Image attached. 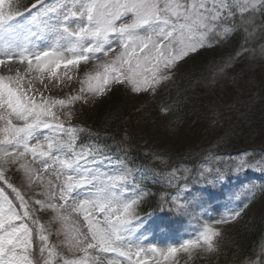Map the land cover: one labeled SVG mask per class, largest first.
Segmentation results:
<instances>
[{
  "label": "snow or ice",
  "instance_id": "1",
  "mask_svg": "<svg viewBox=\"0 0 264 264\" xmlns=\"http://www.w3.org/2000/svg\"><path fill=\"white\" fill-rule=\"evenodd\" d=\"M235 8L250 13L240 23L247 33L246 45L254 36L256 14L264 18V0H253L250 5L230 0H64L60 4L56 0H37L27 15L11 11L5 14L0 6V66L16 69L15 76L0 75V181L6 185H0V264H52L53 250L46 247L48 237L35 215L42 210H50L53 220L66 219L62 213L83 215L87 232L78 235L74 243L85 253V259L64 264H86L91 249L123 257L127 264H163L181 250L191 254L198 247L210 253L217 250L214 238L221 233L208 225L196 238L179 246L166 250L143 246L140 237L145 235L152 217H142L140 211L156 194L136 175L127 156H116L112 149L105 151L107 144L103 148L78 144L81 129L66 125L74 114H61L54 109L66 108L80 96H72L69 101L54 99L33 85L37 80L43 84L44 74L60 80L58 70L91 59L99 63L95 75H88L82 82L88 84L89 93H103L108 86L123 87L136 94H155L163 81L172 79L173 69L189 54L229 42L230 33L238 30ZM69 20L78 23L69 27ZM228 24L231 27L225 26ZM46 34L56 40L55 46L36 45L35 41L45 39ZM259 36L264 38V21ZM61 41L66 43L61 45ZM109 53L114 55L110 57ZM248 58H264V45L258 51L241 45L219 66L220 74L227 75L239 59ZM13 61L17 64L13 65ZM31 73L39 76L26 79ZM45 88L51 91L47 85ZM37 95L40 99H36ZM244 156L228 172L205 168L191 170L186 177L173 173L169 184L176 182L175 191L159 194V210L192 216L210 204L213 195L195 185L219 186L223 190L225 182H231L233 177L243 184L241 178L248 171L264 175V156ZM12 168L24 173L29 182L33 176L48 173L49 179L40 185V195L45 199H35L30 207V202L4 175V169ZM246 190L254 193L256 185L247 186ZM258 191L264 192V185ZM247 207L245 203L244 208ZM241 211L234 210L215 223L228 224L240 217ZM34 234L41 242L39 258L32 250ZM108 264L116 262L109 260Z\"/></svg>",
  "mask_w": 264,
  "mask_h": 264
},
{
  "label": "trees",
  "instance_id": "2",
  "mask_svg": "<svg viewBox=\"0 0 264 264\" xmlns=\"http://www.w3.org/2000/svg\"><path fill=\"white\" fill-rule=\"evenodd\" d=\"M262 21L264 18H261L259 13L256 14L254 36L249 37L245 45L247 33L240 27L241 19L238 20V30L230 36L229 42L188 57L183 62V72L180 73L178 81L171 79L166 87L152 95L154 107L165 109L166 115L176 122L175 124L200 125L197 141L202 148L193 153L195 156L190 162L184 161L185 156L173 157L174 154L157 157L150 148L142 149L137 145L136 140H128L130 145L124 144L121 135L124 117L117 113V108L111 107L106 114L101 113L99 119L93 118L91 114L88 118H83L82 123L88 127V132L78 144L93 142L92 144L101 148L107 144L108 148L105 151L112 149L116 156H127L129 162L141 164L149 173L155 174H161L175 167L176 163L187 162L184 164L192 165L198 161L197 159L205 156L204 154L211 152L223 154L226 151L238 153L249 150L260 155L264 154V79L260 78V73L245 71L243 68L248 62L244 66L239 60L234 67L227 70V75L221 74L225 80L222 83L223 87L228 85L227 88L233 94L230 100L224 104L221 101L212 102L204 93V88L213 84L219 66L229 56L235 55L241 45L257 51L261 45H264V38L259 36ZM193 78L196 79L193 81ZM210 119L211 124L208 123ZM132 141L133 143H130ZM260 197L264 199V193ZM157 205L158 200L152 197L144 210ZM263 241L264 202L249 222L226 233L221 243L224 244V248L219 252V256L222 254L223 257L219 260L223 262H230L236 258L251 260Z\"/></svg>",
  "mask_w": 264,
  "mask_h": 264
},
{
  "label": "rangeland",
  "instance_id": "3",
  "mask_svg": "<svg viewBox=\"0 0 264 264\" xmlns=\"http://www.w3.org/2000/svg\"><path fill=\"white\" fill-rule=\"evenodd\" d=\"M234 3H239L241 5L248 3L249 5L253 2V0H232ZM47 2V0H45ZM58 4L63 3L64 0H56ZM70 2V0H69ZM37 3V0H3L2 8L5 14H8L9 11L16 13H27V10L30 8L32 4ZM35 12V9H32ZM21 17H17L20 19ZM77 21L69 20V27H73L77 24ZM22 39V37H21ZM34 39V38H33ZM36 45L39 47H48L55 46L56 40L53 39L50 35L45 36V39L35 41ZM66 41H61L60 44L63 45ZM68 55H71L68 53ZM113 53H109V56H113ZM99 61L97 60H89L86 63L82 62L79 66H70L68 69L61 68L58 70L57 76L60 77V80H56L54 78L50 79V74H44L43 80L44 83H40L39 80L35 82L33 85L34 88L40 89L45 95V85L51 89L50 95H56L58 92H65L69 90L70 84L76 79V75L79 72V67L85 68L86 71L93 69V75H95L96 64ZM13 65H16L17 62L13 61ZM246 64V63H245ZM245 64H243L245 66ZM251 64V63H249ZM260 61L258 64L254 65L252 68L247 66H241L243 69L249 70V72H257L258 69L261 70L260 78L264 79V67H262ZM21 68L25 66H19ZM216 72V71H215ZM87 73V72H86ZM214 73V72H213ZM217 73V74H216ZM215 73V82L210 86L204 87L205 97L212 101H221L224 104L226 101L230 100L233 96L227 86L223 87L222 83L225 82L224 78L217 71ZM0 75L2 76H15L16 69L9 68L7 65L0 66ZM91 74H86L85 81L87 76ZM32 76H39L37 73H31L26 79L31 78ZM77 83V82H76ZM95 82H93V85ZM53 85H55L53 87ZM83 87L84 91L81 92V88ZM71 88V87H70ZM78 94L83 99H87L89 101H93V97H95V102H91L87 104L85 107L81 109H77L74 114V118L80 121H83L82 118H88L89 114L95 119H99L102 115L101 113L107 112V110L111 108H117L121 116H123V128H121V135L123 142L126 145H130L128 142L130 140H136V144L140 145L143 149L150 148L151 152H154L157 157L162 155L174 154L179 156H188L196 152L197 149L202 148L200 142L197 141L199 126L194 123H177L173 122L167 115L165 109H156L152 104V95L149 93H132L126 88H120L114 91L110 96L102 98L101 93H89L87 91L88 84L83 83L79 87ZM66 93V92H65ZM76 95V93H75ZM99 96H101L99 98ZM36 99H40V96L37 95ZM65 99L68 100V97L65 96ZM101 101V102H100ZM71 106V103L69 104ZM67 108V109H66ZM59 108L61 111L65 110L68 112L69 107ZM84 122V121H83ZM14 124L20 125L22 122L13 121ZM202 123V122H201ZM208 123L211 124L212 120H208ZM3 124L0 122V127ZM213 127V126H212ZM134 137V139H133ZM129 140V141H128ZM204 142V140H203ZM130 143H133L130 142ZM28 159H31L29 156ZM239 158H235L233 162L225 161L224 166L230 168L233 163H235ZM221 161V160H220ZM201 168H207L204 165ZM257 172V171H255ZM175 173L177 177H180L182 174H186L187 170L182 168H174L170 170L169 173L165 175L166 183L169 184L170 178L172 174ZM4 175L7 177L8 181L16 187L22 196H24L25 200L30 202L35 199L44 200L45 197L40 195V191L42 190L40 185L42 183H46L47 179H49L48 173H41L40 176H33L32 181L29 182L27 176L12 168V169H4ZM242 179V178H241ZM176 182H173V186ZM237 180L233 181V186L236 187ZM170 185V184H169ZM244 191L246 188H243ZM58 191V189H57ZM212 201V199H211ZM260 203L253 205L252 208L246 209L245 211H241L240 217H237L236 220L231 221L228 224L220 225L216 224L215 221L222 219L230 215L234 210L240 209L239 206L235 204H229L228 206L219 205V204H205L202 208H200L195 215L196 224L193 225V229L191 228L188 233L184 236L182 234H178L175 236H170L168 238H161V242L157 240H151V244L156 242L158 244V248L161 250H166L168 247L179 246L184 243L188 239H194L199 235V232L205 225L211 226L214 229L219 231H227V230H236L243 224L247 223L249 219H251L255 213L258 211L260 205L264 202V199H260ZM244 206V204H242ZM67 205H65L66 207ZM39 207V205H37ZM67 218L64 220L60 219H52L53 214L50 210L48 211H40L36 213L37 220L39 225L43 227V234L48 237L51 241L49 242V246L56 253H64L65 255H69L72 252L76 255L73 260H84L85 253L79 249L74 240L78 235H82L87 232V225L83 220V215L75 212L62 213ZM162 244V245H161ZM142 245L148 246L150 245V241L147 239H142ZM39 254V253H38ZM214 252H208L202 247H198L193 250L191 254L184 252L183 250L179 251L176 256L169 257L163 264H221L219 263V257L215 256ZM104 257L101 253H98L95 249H91L88 252L86 264H96L98 261L99 264H108L107 261H103ZM208 258L211 259L208 262H201L199 259ZM107 259V258H106ZM111 260V259H110ZM116 264H127V261L124 260L123 257H117L116 260H113ZM242 261H249L247 259H235L230 262V264H241ZM261 261H264V243L259 251L255 255V259L252 260L253 264H261Z\"/></svg>",
  "mask_w": 264,
  "mask_h": 264
}]
</instances>
